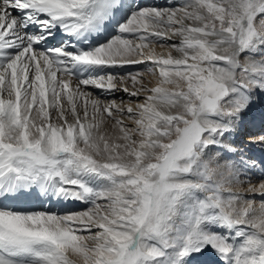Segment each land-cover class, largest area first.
<instances>
[{
	"label": "snow or ice",
	"instance_id": "snow-or-ice-1",
	"mask_svg": "<svg viewBox=\"0 0 264 264\" xmlns=\"http://www.w3.org/2000/svg\"><path fill=\"white\" fill-rule=\"evenodd\" d=\"M261 98L264 0H0V264H264Z\"/></svg>",
	"mask_w": 264,
	"mask_h": 264
},
{
	"label": "bare ground",
	"instance_id": "bare-ground-1",
	"mask_svg": "<svg viewBox=\"0 0 264 264\" xmlns=\"http://www.w3.org/2000/svg\"><path fill=\"white\" fill-rule=\"evenodd\" d=\"M264 113V98H261L254 108L245 115V125L243 138L246 140L248 133H257L261 130V115ZM240 137H237V142H239ZM247 154L253 158L260 160L264 159V149L257 145L246 146ZM208 261L211 257L206 258Z\"/></svg>",
	"mask_w": 264,
	"mask_h": 264
},
{
	"label": "rangeland",
	"instance_id": "rangeland-1",
	"mask_svg": "<svg viewBox=\"0 0 264 264\" xmlns=\"http://www.w3.org/2000/svg\"><path fill=\"white\" fill-rule=\"evenodd\" d=\"M261 131V130H260Z\"/></svg>",
	"mask_w": 264,
	"mask_h": 264
}]
</instances>
